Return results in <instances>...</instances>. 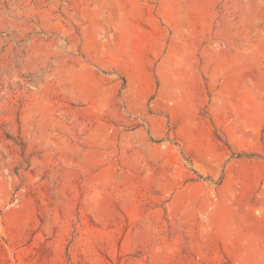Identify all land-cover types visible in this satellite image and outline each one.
<instances>
[{
  "label": "rangeland",
  "instance_id": "1",
  "mask_svg": "<svg viewBox=\"0 0 264 264\" xmlns=\"http://www.w3.org/2000/svg\"><path fill=\"white\" fill-rule=\"evenodd\" d=\"M0 264H264V0H0Z\"/></svg>",
  "mask_w": 264,
  "mask_h": 264
}]
</instances>
